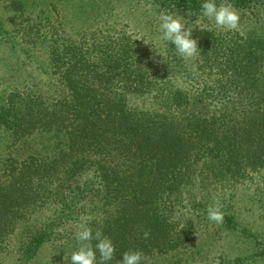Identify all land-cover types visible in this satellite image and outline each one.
<instances>
[{
	"label": "trees",
	"instance_id": "1",
	"mask_svg": "<svg viewBox=\"0 0 264 264\" xmlns=\"http://www.w3.org/2000/svg\"><path fill=\"white\" fill-rule=\"evenodd\" d=\"M147 1L199 20L200 0ZM231 3L244 15L239 30L202 27L189 63L166 42L152 52L124 32L61 39L24 27V57L44 48L34 59L54 83L49 97L12 90L0 103V251L16 237L15 264L48 245L55 253L44 264H70L87 221L112 239L110 264L137 250L147 264H188L204 251L215 200L223 226L239 229L220 197L264 179V0Z\"/></svg>",
	"mask_w": 264,
	"mask_h": 264
},
{
	"label": "rangeland",
	"instance_id": "2",
	"mask_svg": "<svg viewBox=\"0 0 264 264\" xmlns=\"http://www.w3.org/2000/svg\"><path fill=\"white\" fill-rule=\"evenodd\" d=\"M44 1H46L45 5H41V0H0V103L12 90H21L24 93L32 88L43 98L49 97L53 91V89L48 90L47 86L54 81L43 73L46 68L41 66L42 62L34 59V56L42 57L45 49L40 47L38 50H28L27 54L31 58L24 57L27 47L22 35L25 34L24 27L28 25L40 24L38 35L43 38L53 36L61 39H77L99 29L104 33L124 32L128 36L141 39L152 52L161 47L166 48L165 42L159 39L157 8L147 0ZM91 1L95 3L93 9L89 14L87 12L81 15V9L87 10L85 8ZM53 2L57 8L55 12L48 7V3ZM177 14L180 15L178 12ZM240 18L244 19V15ZM195 23V25L189 23V27L217 28L214 23L207 20L199 19ZM52 26L57 28L56 34H52ZM199 27L193 29V35L198 43L201 42ZM178 57L180 58L179 55ZM182 60L190 62V59L182 58ZM176 77L180 84V77L177 75ZM29 90V94L36 99L37 93L33 94ZM0 139L1 149V146L5 147L3 144L5 140ZM246 184L251 185L237 186L220 197L224 202L228 200L227 205L232 207V214L235 215L239 229H227L223 224L217 225L214 222L206 224L200 230L204 251L188 264H264V179L260 180L256 177ZM254 190L257 191L256 197L247 198V195L252 194ZM230 194L231 199H229ZM36 214L29 217L32 220L27 222V225L34 224L32 221ZM244 227L255 238L244 236L240 231V228ZM9 242L11 245L0 251V259L4 264H15L18 258L14 253L17 238L11 237ZM54 253L55 246L48 245L29 264L47 263L53 258ZM17 264L21 262L18 261Z\"/></svg>",
	"mask_w": 264,
	"mask_h": 264
},
{
	"label": "clouds",
	"instance_id": "3",
	"mask_svg": "<svg viewBox=\"0 0 264 264\" xmlns=\"http://www.w3.org/2000/svg\"><path fill=\"white\" fill-rule=\"evenodd\" d=\"M197 16L190 14L181 16L161 11L158 14L159 21V39L167 44L174 46L176 53L185 59H193L200 50L198 40L193 35V29L199 27H189V18ZM199 19L207 20L225 31H238L240 15L231 0H200ZM201 30H205L199 27ZM146 44V43H145ZM209 221L217 225L224 223L223 205L219 200L209 204L206 209ZM147 239L149 232L143 233ZM74 239L77 247L70 256V264H110L114 259L116 248L112 239L106 236L102 228L93 231L87 221L78 225L74 233ZM68 256V258H69ZM147 264V257L140 251H125L117 264Z\"/></svg>",
	"mask_w": 264,
	"mask_h": 264
}]
</instances>
